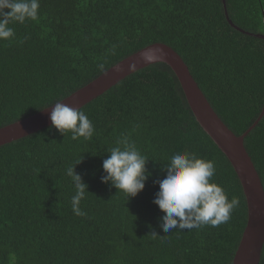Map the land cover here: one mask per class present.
Segmentation results:
<instances>
[{"label":"trees","instance_id":"trees-1","mask_svg":"<svg viewBox=\"0 0 264 264\" xmlns=\"http://www.w3.org/2000/svg\"><path fill=\"white\" fill-rule=\"evenodd\" d=\"M225 4L238 29L222 0H39L38 18L11 24L14 37L0 41V129L161 43L180 56L228 130L242 135L264 108V40L255 36H264V0ZM79 110L94 126L90 140L49 126L0 146V264H232L247 222L242 188L173 71L153 64ZM122 136L135 142L150 174L128 199L101 183L102 162ZM244 148L264 190V115ZM178 151L214 162L212 181L239 201L227 222L168 234L159 228L155 182ZM69 166L87 185L84 216L72 211Z\"/></svg>","mask_w":264,"mask_h":264},{"label":"clouds","instance_id":"clouds-1","mask_svg":"<svg viewBox=\"0 0 264 264\" xmlns=\"http://www.w3.org/2000/svg\"><path fill=\"white\" fill-rule=\"evenodd\" d=\"M39 7V0H0V41L14 37L11 24L36 20ZM100 67L103 68V65ZM53 105L49 116L52 128L63 135L71 133L74 141L93 137L94 126L84 111L62 102ZM147 161L135 142L128 136H122L102 162L101 183L123 192L127 199L135 197L150 178L145 167ZM74 167L66 169V175L75 188L71 198L72 211L76 216H84L86 213L81 210L80 203L88 193L87 185L75 173ZM164 171V178L155 182L159 190L152 201L162 213L159 228L164 233L168 234L173 229L181 232L205 225L218 226L229 220L239 203L236 197L229 200L223 188L212 181L216 171L214 162L195 153H174ZM151 235L154 238L160 236L155 231Z\"/></svg>","mask_w":264,"mask_h":264},{"label":"water","instance_id":"water-1","mask_svg":"<svg viewBox=\"0 0 264 264\" xmlns=\"http://www.w3.org/2000/svg\"><path fill=\"white\" fill-rule=\"evenodd\" d=\"M222 4L225 17L232 25L226 11L225 0H222ZM255 36L264 40L263 35ZM157 63L167 65L176 75L195 121L227 158L240 182L247 208V222L232 264H259L264 245V190L244 148V138L263 117L264 108L251 128L240 136L234 135L213 111L180 56L161 43L147 46L129 56L60 102L79 110L127 76ZM53 107L54 105L1 128L0 146L23 139L51 126L49 116Z\"/></svg>","mask_w":264,"mask_h":264}]
</instances>
